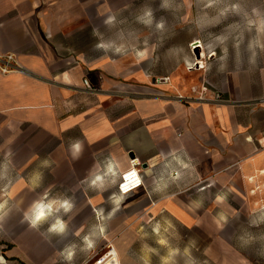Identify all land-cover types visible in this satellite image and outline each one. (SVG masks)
Instances as JSON below:
<instances>
[{"label":"crops","instance_id":"obj_1","mask_svg":"<svg viewBox=\"0 0 264 264\" xmlns=\"http://www.w3.org/2000/svg\"><path fill=\"white\" fill-rule=\"evenodd\" d=\"M106 1L0 0V54H14L21 67L0 72V150L23 173L13 192L23 189L27 203L72 204L40 230L19 218L25 232L9 249L0 243V264H85L102 236L90 222L105 219L117 197L140 194L156 218L189 226L204 205H223L225 190L237 196L258 185L263 96L234 72L179 99L101 34L111 27ZM132 159L144 186L121 197L112 187ZM57 217L63 233L48 231Z\"/></svg>","mask_w":264,"mask_h":264},{"label":"rangeland","instance_id":"obj_2","mask_svg":"<svg viewBox=\"0 0 264 264\" xmlns=\"http://www.w3.org/2000/svg\"><path fill=\"white\" fill-rule=\"evenodd\" d=\"M106 3L111 27L100 28L101 34L111 37L112 47L137 55L128 54L129 65L153 71L156 81L168 82L178 97L213 88L235 72L264 98V0ZM102 18H93L97 26ZM2 150L0 243L9 249L11 239L25 232L18 219L34 204L25 202L23 189L13 192L23 173L13 170ZM260 175L258 185L245 193L225 190L223 205H204L203 217L189 226L164 214L156 218L155 207L140 194L114 198L106 218L90 222L97 233L104 229L90 259L116 248L122 264H264V168Z\"/></svg>","mask_w":264,"mask_h":264},{"label":"built area","instance_id":"obj_3","mask_svg":"<svg viewBox=\"0 0 264 264\" xmlns=\"http://www.w3.org/2000/svg\"><path fill=\"white\" fill-rule=\"evenodd\" d=\"M21 67L14 54H0V72L3 74H9L13 71L19 70ZM85 85L90 87L88 81L85 80ZM179 99L188 100L187 97L179 96ZM141 162L137 159H132L131 167L126 172L122 173L117 185L118 194L121 197H125L144 186V178L141 172ZM135 173V175L133 174ZM128 175L129 179L126 180L125 176ZM117 257L112 254L110 248L104 254H96L92 259L85 264H117Z\"/></svg>","mask_w":264,"mask_h":264},{"label":"clouds","instance_id":"obj_4","mask_svg":"<svg viewBox=\"0 0 264 264\" xmlns=\"http://www.w3.org/2000/svg\"><path fill=\"white\" fill-rule=\"evenodd\" d=\"M74 149L79 151L80 145H74ZM99 179L100 177H97V180ZM93 183H96V181H93ZM71 207L72 204L67 200L62 202L52 201L46 204L42 202L36 203L32 206V209H30L31 215L25 214V219L29 221L30 227L37 228L42 222H45L54 211H59V209L62 208L65 212H68ZM64 230L65 223L59 217L55 219V222L52 223L48 229L49 232L54 233H63ZM101 232H103V229H101ZM161 243H163V241H161ZM89 246H91L90 243ZM66 258L71 259V252L67 253Z\"/></svg>","mask_w":264,"mask_h":264},{"label":"bare ground","instance_id":"obj_5","mask_svg":"<svg viewBox=\"0 0 264 264\" xmlns=\"http://www.w3.org/2000/svg\"><path fill=\"white\" fill-rule=\"evenodd\" d=\"M198 62H199V61H198ZM201 67H202V66H201ZM112 254L115 255V257H117V258H116V260H117V264H120V261H119V258H118V255H117V252H116V250H115L114 248L112 249Z\"/></svg>","mask_w":264,"mask_h":264},{"label":"snow or ice","instance_id":"obj_6","mask_svg":"<svg viewBox=\"0 0 264 264\" xmlns=\"http://www.w3.org/2000/svg\"><path fill=\"white\" fill-rule=\"evenodd\" d=\"M196 51H197V54H199V49H197ZM133 174L135 175V173H133ZM125 179L128 180V179H129V176L126 175V176H125Z\"/></svg>","mask_w":264,"mask_h":264}]
</instances>
